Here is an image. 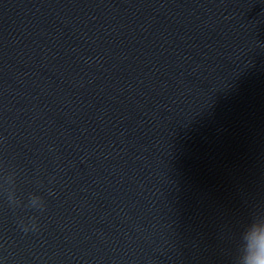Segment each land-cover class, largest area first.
I'll use <instances>...</instances> for the list:
<instances>
[{"label":"water","instance_id":"1","mask_svg":"<svg viewBox=\"0 0 264 264\" xmlns=\"http://www.w3.org/2000/svg\"><path fill=\"white\" fill-rule=\"evenodd\" d=\"M253 214L264 0H0V264H233Z\"/></svg>","mask_w":264,"mask_h":264},{"label":"clouds","instance_id":"2","mask_svg":"<svg viewBox=\"0 0 264 264\" xmlns=\"http://www.w3.org/2000/svg\"><path fill=\"white\" fill-rule=\"evenodd\" d=\"M31 206H43L39 196L30 198ZM261 215H250L242 227L234 256L233 264H264V224Z\"/></svg>","mask_w":264,"mask_h":264}]
</instances>
